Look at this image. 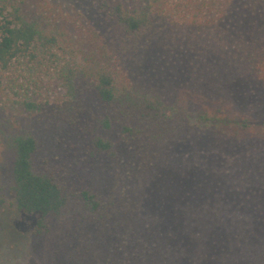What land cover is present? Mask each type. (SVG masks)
I'll use <instances>...</instances> for the list:
<instances>
[{
  "label": "trees",
  "instance_id": "1",
  "mask_svg": "<svg viewBox=\"0 0 264 264\" xmlns=\"http://www.w3.org/2000/svg\"><path fill=\"white\" fill-rule=\"evenodd\" d=\"M240 9L245 20L236 24ZM98 10L106 32L60 24L48 0H0V70L42 65L44 52L63 91L52 102L21 96L0 106V159L17 208L38 215L33 233L55 234L79 264H264V225L249 214L204 206L170 231L146 206L155 178L178 165L176 154L184 151L183 170L202 164L195 154L206 130L210 155L226 148V137L264 141V122L232 105L238 82L264 86V0H102ZM182 34L190 52L183 88L149 83L148 56ZM40 115L47 129L64 124L88 135L86 154L44 156ZM120 142L128 147L122 165L102 172L97 162L118 159ZM243 153L213 168L233 187L264 188V153ZM213 233L224 238L219 251L208 247Z\"/></svg>",
  "mask_w": 264,
  "mask_h": 264
},
{
  "label": "rangeland",
  "instance_id": "2",
  "mask_svg": "<svg viewBox=\"0 0 264 264\" xmlns=\"http://www.w3.org/2000/svg\"><path fill=\"white\" fill-rule=\"evenodd\" d=\"M54 8V16L62 25L95 26L102 32L108 31L110 23L99 13L102 0H48ZM106 1V0H103ZM112 4L119 2L130 4L133 0H107ZM234 13L236 24L245 20L244 13ZM0 16V20H1ZM45 63H21L9 71L0 70V106H14L12 100L29 96L36 101L52 102L62 95V88L52 72V64L47 61L49 54L40 52ZM190 52L183 34L173 47L151 52L143 66V75L153 85H165L181 89L189 78ZM232 105L236 112L249 116L258 125L264 122V86L257 79H244L234 86ZM41 127L46 131V144L43 155L54 161L64 157L79 158L86 154L90 137L74 126L55 124L47 129L49 123L39 116ZM202 128L206 129L205 126ZM210 131L203 132L197 144L195 157H200L202 164L187 166L183 170V152L176 154L178 165L162 171L153 181L146 198L149 211L162 219L163 229L171 231L182 223L186 213L204 206H226L230 214H249L257 228L264 225V188L233 187L217 173L213 166L233 163L251 146L264 153V141L256 140L253 135L245 134L240 138L226 137V148L213 152L209 149ZM120 157L115 160H100L98 167L102 172H116L128 154L124 142L119 143ZM199 154V156H197ZM210 157H214L210 162ZM196 167V168H195ZM218 170V169H217ZM11 177L6 160L0 159V264H79L76 260L65 257L59 249V239L55 234L35 235L33 227L38 215L25 214L17 208L15 196L10 190ZM224 238L213 233L209 243L210 250L223 248ZM193 264V263H188ZM202 264H213L211 261ZM239 264H251L239 263Z\"/></svg>",
  "mask_w": 264,
  "mask_h": 264
}]
</instances>
